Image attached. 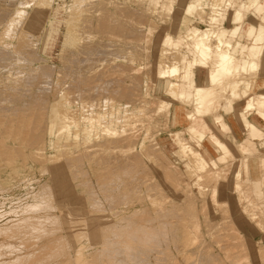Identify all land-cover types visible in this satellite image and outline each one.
Returning a JSON list of instances; mask_svg holds the SVG:
<instances>
[{"label":"bare ground","instance_id":"obj_1","mask_svg":"<svg viewBox=\"0 0 264 264\" xmlns=\"http://www.w3.org/2000/svg\"><path fill=\"white\" fill-rule=\"evenodd\" d=\"M61 1L62 0L59 1V5H60ZM83 1H86V0H83ZM73 3L71 2V4H73ZM139 4L142 7V10H144V13L148 10V12L151 14V16L155 15L159 18V20H161L165 15H167L166 16L167 20H168V21L166 20L167 24H163L162 26H159L158 28H156V30H157L156 32L159 31V34L156 36L155 40L150 39L151 36L154 34L153 30L150 27H148L146 29V32H147L146 33L147 36H145L146 38L138 39L139 43H141V41H142L143 45H146V46H147V44H151L150 42L153 43V46H151V48L153 50V55H152V57L149 58V60H146V57H143L144 60H143V62H141L138 59L135 60V58L133 56H129V58L131 57L130 61H128V62H130L129 63L130 66H128V67H130V69H127L128 71L126 70V67L128 64L125 65L124 69L122 68L123 65L122 66L118 65L119 67L116 66V69L114 70L113 73L117 74L119 72L118 74H120L121 71H123L125 73L133 72L131 74V79L133 80L134 79V77H132L133 75H138V74H141L142 71H146L147 74L145 77L148 78V80H149L148 81L149 85H150L149 88H150V91L152 92V96H153V99L151 101H153V100L156 101V102L154 101V105H153V103H151L153 105V107L150 104L151 101H148V100L145 101L144 100V102L141 103V102H138L137 100L132 101L133 99H131V102H129V100H128V105H126V108H122L121 104H118V107L116 106L117 107L116 108L115 105H113L114 104V100H113V104H112L113 106L111 107L112 111H110L111 112L110 114H112V116L110 117V115L107 113V111L104 110V108L100 105V103L99 104L96 103L94 105L92 103V106L94 107V109L92 110V113L89 114L88 116L85 115V117H81V118H79L80 116L77 115L78 118H77V120H75V117H74L75 114L73 113L74 110L72 111V113L74 114L73 118H71L72 116L69 115V113L71 111V101H72V98L69 95L70 97L63 101L64 103H66V105L65 104L62 105L59 103L56 105H52L51 101H48V100H47L48 103L44 102L46 104V108L44 107L46 110L45 111L46 114H44V112H43V115H41L40 117H43L45 115L44 119H45V123H46V134H47L46 140H43V138L41 137L42 134L38 133L39 132V124L42 126L43 118H41V122L39 120L38 126L36 127L37 129L36 130H35V128L32 129L33 131L35 130L36 132L30 133L29 131H31L32 125H30V130H29V123H31V122L28 120H27L28 122L26 121V119H29V118L27 116H26V119H24L22 117H18L19 121L17 122V120L14 119L15 118L14 115H13V117H14L13 119H14V122L16 121L15 123L12 122L11 117H10V119H7V120H11L10 123L8 121L3 120V118L5 116L2 118V120L0 118V120H1L0 123L4 127L2 125L1 126L4 129L6 128V133H4L5 137L10 138L12 136H17L20 138V136H23L22 140L24 142L21 141L22 144H21V142H19L20 145H23V143L25 144V142H26V146L30 144V147L28 146L29 148H31V145L34 147H37V148H35V149H37L36 155L38 156L40 161L42 160L44 162L47 160V158L44 154V150H45L46 145H48L50 147L57 145L58 148H61L62 146H63V148H64V146L69 148L70 144H73L74 146L75 145L81 146V144L85 145L89 141H91V139H92L91 131H88L89 127L92 129L95 127L94 126L95 124L97 126H100V127H102V125L104 124V126L102 128H103V133L105 135H103L104 137H102V139L105 138V136H106V138L108 140L106 141V143H104V145L102 144V146H101L102 148L104 147V149H107L109 143H111V144L115 143L114 146L117 145L116 143L120 144L121 142H124V141L128 143V144H126L127 146L124 143L125 148L127 147L126 152L128 154L126 153L127 157L126 158L124 157L125 158L124 162L126 161V159H127V162L124 164V172L123 173H125V174L129 173L128 174L129 177H130V175H131V177L133 176L135 179H131V180H133L134 182L135 181L141 182L142 179L145 180V178L146 179H147V177L149 178V174H151V171L153 169L156 170V172L159 174L158 176H160V178L162 176V180L164 183L161 181L162 182L161 186H159L160 185L159 183H158V185L154 184L157 182H153V184H151V183L148 184V182L145 183V184H147V187H148V188L146 187L148 189V194H149V192L153 191L154 193H156L158 195V196L156 195L157 197H155L154 194H152L154 197H152L151 194L148 196V200L153 203L152 205H154V207H156V206L163 207V203H161V201L164 202L165 199L167 201V199H169V197H171L172 199L170 200V202H171L170 208H173L171 210H174V208H175V209H177L178 213L186 214L188 217L187 219L186 218L184 219V217L180 216V217H182L181 219L184 222H182L181 219L179 221H181L183 224L186 222V223H188V225L190 222H192V224L194 225L195 224V223H193V222H195L194 213H196V212H195V208H194L195 199L192 201V197L194 196V197L198 198L197 200H199V197H203L205 195L207 196L206 193H209L208 194L210 196L209 197L210 198L209 203L211 204V208H213L214 210L218 209L220 211L219 208L222 209L225 207L227 210L225 213L234 211L233 214H235V216L239 217V218L236 217V226L238 223V224H240V228H242V229L243 228H249V229L251 228L252 230L258 229V230H260V232L262 231L264 233V226H263L264 225V0H139ZM145 5L148 6L147 9L145 8ZM11 6H13V5H11ZM103 6H104V4H103ZM101 8L98 7V9H97L98 14L94 13L95 17H93L90 20L88 19L89 21L87 23H86L87 16L86 15L82 16L83 13L80 14V13H77L76 11L74 12V8L73 7L71 8V5L67 7V5L64 4L63 6H60V7L58 6L57 9H55V19L53 21V24L51 26L49 34L46 38V42L44 43L43 52L46 55H49V57H51V58L54 57L55 51H56L57 46L60 42L61 49L59 51L58 57H62L61 59L65 60L66 64L64 63L65 64L64 69L68 73V75L70 76V79L74 78V81L75 80L77 82L81 81V76H82V73L84 72L83 69H89L90 70L89 74H91V75L96 74V76H97V73L99 74L101 72V71L98 72V68H100V66L98 67L97 64H100V63H102V61H104V60H100L98 57L101 58L102 55H103L102 57H104V55H105L106 59L107 58L109 59L110 55L114 56V58L112 59L113 63L117 62V60L119 58L121 59V57L124 56V54H123V56H121V53H119L120 55H118L116 53L118 51V49H117V51H114V52L112 50L111 53L113 52V54L109 53V50L112 49L110 47H109V50H104V49H108L109 44H106L105 42L110 39L109 37L111 35H113V36L117 35V33L119 31H121V30L123 31L124 27H121V25L118 22L119 20L112 18L113 16H111V12H109L108 10H105L103 8L101 9ZM104 8H105V6H104ZM120 10H121V8H120ZM130 10H132V9H130ZM20 11L22 12V7H21ZM20 11H19V13H20V15H22V13ZM131 12H133V11H131ZM1 13H2V11H1ZM4 13H6V12H4ZM13 13L14 14L16 13V17L14 15L15 19L20 20L19 13H17L16 10L13 11ZM78 14H80V15H78ZM11 15H8V16L11 17ZM17 15L19 16V18L17 17ZM137 15L139 16V14H137ZM144 16L145 15H143V18H144ZM146 16H148V15H146ZM12 19H13V15H12ZM146 19H147V17H146ZM4 20H0V21H4ZM7 22L8 23L12 22V20L11 21L6 20V23ZM19 22H18L17 26H19ZM21 22H23V21H21ZM136 22H137V20H136ZM8 23H7L6 27L8 26ZM137 23L139 24L140 27H142V29L145 28L143 26V23L141 22V20ZM3 24H5V22ZM85 24H87V25H85ZM147 25H148V23H147ZM10 26H12V24L11 25L9 24V27ZM26 26L27 25H25V27ZM134 27H135V25H134ZM136 29L137 28H135L134 30H136ZM78 32L81 33V36H79ZM93 33L102 34V36L99 38V41L96 45H94L92 42L93 37L95 38ZM84 34H85V39L83 40ZM104 34H105V36H104ZM134 36H136V35H134ZM6 39H7V37L4 40H6ZM8 39L11 40V38H8ZM130 39H132V38H130ZM20 40H22V43L20 45L18 44L17 47L15 45V51L17 53H19L20 55L21 54L24 55V53L29 51V45L30 44L28 45V41L26 39H24V37H23V39H19V41ZM82 40L84 41V43H82L79 47H77L78 42L81 43ZM15 42H17V41H15ZM121 42H122V40H121ZM135 42H136V40H135ZM92 47L97 49L96 52L94 54H86V51H88L89 49L92 50ZM115 47H116V45H115ZM115 47H114V50H115ZM119 48H122V47H119ZM141 48H142V46H141ZM136 50H135V54H136ZM126 53H130V52L127 51ZM83 55H86V56L83 60H81V57ZM139 55H138V57H140ZM17 56H18L17 62L19 63V61H18L19 55H17ZM144 56H145V54H144ZM34 57H36L35 53H34ZM135 57H137V56L135 55ZM124 59H127V56ZM14 60H16V59H13V61ZM9 61H12V60H9ZM112 61L110 60V62H112ZM3 62L5 63V61H3ZM17 62H15V63L17 64ZM124 62H125V60H124ZM136 62H138V63H136ZM131 63L137 64V67L133 68V71L131 70V68L133 67L131 65ZM1 65L3 66L2 63H1ZM9 67L10 68L12 67V63L9 64V62H8V65L5 68L8 69ZM112 67H113V65H112ZM104 68H105V66H104ZM109 69H108V72H109ZM35 70L37 71V69H35ZM106 70H107V67L105 69V74L107 72ZM9 71H11V70H9ZM50 71H53V68H51ZM4 72H5V70H4ZM31 72H32V70H31ZM108 72H107V74H108ZM18 73L19 72L17 71V73H16L17 79L19 76ZM22 73H23V71L21 72V74ZM44 74H43V76L40 74V76L47 79V76L49 75V73H46L45 75ZM52 74H51V76H52ZM103 74H104V72H103ZM111 74H112V72H111ZM121 75H123V74H121ZM8 76H9V73H8ZM38 76L39 75H37V74H34V75L32 74V77L29 78L32 85L35 84L36 82L39 83L40 77H38ZM96 76H95V78H96ZM21 77L23 78V75ZM27 77H28V74H27ZM49 77H48L47 81L45 80V82L42 85V86H44V88H46V86L48 87L46 90H43V92H45V91L48 92V89L51 86V87H53V89L51 91L52 96H53V100H55V98H59V97L62 98L63 93L65 94V92L63 91V89L60 85V80L58 79V80H56V83H54V82H51ZM58 77L56 76V78H58ZM101 77H102V75H101ZM104 77H106V76H104ZM109 77L110 76H108L107 78H109ZM13 78H15L14 75H13L12 79ZM60 78H66L64 73L61 74ZM91 78H90V80H91ZM98 78H99V75H98ZM107 78H105V79L107 80ZM5 79H7V78L5 77ZM12 79H11V81H12ZM119 79L121 80V78H118V80ZM7 80H9V79H7ZM14 80H16V79H14ZM48 80H49V83H48ZM95 80H94V83H95ZM102 80H103V77H102ZM120 80H119V83H121ZM134 80L136 82V80H139V77H138V79L136 78ZM85 81H87V80H85ZM88 81H89V78H88ZM99 81H100V79L98 80V83H99ZM110 82H111V79L109 80V83ZM20 83H21V81H20ZM26 83L31 85V83L28 82V79L25 82V84ZM82 83H83V81H82ZM41 84L42 83H40V85ZM80 84H81V82H80ZM93 85H95V84H93ZM102 85H103V83H102ZM121 85H122V83H121ZM37 86H39V85H37ZM42 86L41 87L39 86V87L41 89H43ZM85 86H86V83H85ZM147 86H148V84H147ZM110 87H112V86H110ZM113 87H115V86L113 85ZM149 88H148V91H149ZM59 89L62 90V92H60ZM95 89H97V88L95 87ZM50 90H51V88H50ZM83 90L89 91L92 89H89V88L84 89L83 88ZM99 90H100V88H99ZM120 90L122 91V89H120ZM93 91H94V89H93ZM103 91H104V89H103ZM103 91H102V93H103ZM121 91H120V93H121ZM124 92L125 91H123V93ZM111 94H112V91H111ZM116 94H117V92H116ZM116 94L114 96H116ZM66 95H67V93H66ZM132 95H133V93H132ZM0 96H1V94H0ZM22 96H23V94H22ZM108 96H110V94ZM4 97H7V94ZM103 97H104L103 94H101V98H103ZM15 98L17 101L18 97H14V99ZM101 98H99V99H101ZM108 100H109V98L106 99V103H108V105L111 106V103L109 104ZM120 100H119V102H120ZM7 101H8V99H7ZM20 101H21V99H20ZM20 101L19 102L17 101V103H20ZM24 101H25V99H24ZM66 101H68V102H66ZM141 101H142V99H141ZM38 102H40V101H38ZM63 102H61V103H63ZM115 103L117 105L116 99H115ZM29 104H28V106H29ZM42 104L43 103H41V105ZM149 104H150V107L153 108L152 117H151V113H148L149 115L146 113V111L148 112ZM24 105H26V104H24ZM38 105H40V104H38ZM103 105L105 106L106 104H103ZM8 106H9V103H8ZM8 106H6V108ZM17 107H16V109H17ZM27 107L25 109H27ZM34 107H35V105L33 102L32 108H34ZM4 108H5V106H4ZM37 108H39V106ZM40 108H42V107H40ZM101 108H103L102 111H101ZM0 110H2L1 107H0ZM11 110L13 112V109H11ZM30 110H32V109H30ZM116 110L117 111L124 110L125 114L127 112V116H125V117L123 116L124 118L122 117L123 118L122 120H119L118 118H117L118 119L117 120L116 116L119 115L120 112H118L117 114L116 113L114 114L113 111L116 112ZM32 111H34V110H32ZM36 113L37 112H35V114ZM76 113H77V111H76ZM12 114L13 113H11V115ZM30 114H31V112H30ZM37 114H42V113H39V111H38ZM107 115L110 117V119H106ZM163 115H165L164 118L166 120L165 121L166 124H163L162 127L165 126V129H163V131L159 132V134L153 140L154 149L153 150L150 149L151 151L150 150L148 151V146H145L143 144V145H141L142 148L140 147V149H141V153H139L140 155H133V153H131L132 154L131 155L129 152L131 151V149L137 148L136 147L137 145L135 143V141H137V140L134 139V135H133V134H135L136 131L135 132L132 131L134 133L131 134V133H129V131L131 130L130 128L135 127V129H136V126L143 125V124H144V126H146L145 125V123H146L145 120H146L147 126L149 128L147 130L148 133L144 134V135H146V137L144 138V141H145V144H147L149 142L151 132H152L153 128L155 127L152 124L154 123L156 118L163 116ZM138 116H143V117H140V118H142L140 120V118H138ZM120 117H121V114H120ZM81 120H83V121H81ZM102 120H104V121H102ZM34 121H35V119H34ZM32 123H33V121H32ZM83 124L87 125L88 128L85 127ZM33 127H35V125ZM102 128H101V130H102ZM40 131H41V129H40ZM96 136H97V133H96ZM15 139H18V138H15ZM10 140H12V139L10 138ZM109 140L112 142H110ZM150 141H151V139H150ZM95 142L97 143V141H95ZM3 143H4V141H3ZM101 143H103V142L100 141V144ZM153 143L151 142V145ZM121 144H123V143H121ZM0 146H1L0 147V159L3 158L2 160L6 161L5 165L7 164L8 166L9 165L12 166V164H14V163L10 157H11V155H14L12 157V158H14L15 153L17 155L21 152V151H19L20 149L18 151L13 150V152H15V153H13L12 149L8 148L13 153L12 154V153H10V151H7L8 149H4L2 144H0ZM97 146L98 147H96V146L95 147L98 149L100 146L99 145H97ZM15 148L16 147L13 146V149H15ZM91 148H92V146H91ZM93 148H94V145H93ZM121 148H122V146H121ZM16 149H18V148H16ZM64 149L66 150V152H65V155H63L64 153L62 154L63 158H65L66 155L69 157V154H70L69 150L66 148H64ZM83 149H85L84 146H83ZM109 149L111 150L110 147H109ZM112 149L115 150L117 148H115V149L112 148ZM118 150H119V148H118ZM59 151H62V150H59ZM30 152L32 153V151H30ZM89 152H90V150H89ZM60 154H61V152H60ZM60 154H59V157H60ZM34 155L32 156V158L34 157ZM91 155H93V154L91 153ZM101 155H103V153H101ZM110 155H111V153H110ZM22 156L25 158L24 152H23ZM22 156L20 155L21 158H23ZM70 156H71V154H70ZM156 156L160 157V159L162 160L161 161L162 163L158 160H155ZM16 157H18V155ZM20 157H18V159H20ZM68 157L66 159L68 160V163H69V162H71L70 160L73 159V156H71V158L69 157L70 159ZM80 157H81L80 160L82 163L87 162V160H88V162H90V165L92 166V168H94L93 167L94 165L92 164V159H89L91 157L86 152L85 153L83 152V155ZM98 157H99V155H98ZM98 157L96 159H98ZM103 157H101L100 159H102ZM4 158H6L7 160H5ZM76 158H78L77 155H76L75 159ZM104 158H106V156ZM94 159H93V162L96 161ZM36 160H38V159H36ZM80 160H79V162H80ZM107 160H108V162H111V161H109V159H107ZM25 161H26V159H25ZM38 161H36V163ZM42 161L39 162V164H41ZM102 161L103 160H101V163L103 164L104 161L103 162ZM119 161H121V159ZM119 161L117 162L118 163L117 165L120 167ZM108 162H106V163H108ZM97 163L98 162L96 161L95 165ZM106 163H104V164H106ZM22 164H23V166H25L24 163H22ZM22 164H20V165H22ZM75 164H77V163H75ZM71 165H72V162H71ZM71 165L70 164H69V166L67 165V169L68 168L70 169ZM90 165H89V167H90ZM108 165H109L108 169L110 171V165H112V163H110ZM114 165L116 167V164H114ZM8 166H7V168H8ZM75 166L77 167V165H75ZM105 166L107 167V165H105ZM71 168H72V166H71ZM76 169H78V167ZM105 169L107 171V168H105ZM118 169H120L118 171H121L122 168L120 167ZM155 170H153V171H155ZM79 171H80V169H79ZM112 171H110L109 173H106L107 175L109 174L110 176H112L110 179H109V175L107 176L105 174L106 176H101V174L99 175V173H98V180L101 184L103 183V185H102L103 190H106V191L117 190L120 193L119 190L123 189L124 191L126 190L129 192L130 188H127L128 185L126 186V184H124V182L126 180L122 179L124 177H122V178L120 176L115 177V176H117L118 172H116V174H115L114 170H112ZM103 174H104V171H103ZM114 174H115V176L113 177ZM75 175H76V173H75ZM70 176H71V174H70ZM72 177L74 178L75 176L73 175ZM106 177H108V178H106ZM151 179H150V181H153V179L152 180ZM122 181H124V182H122ZM88 183H90V182L88 181ZM113 183H114V185H113ZM135 184H136V182H135ZM137 184H136V186H137L136 189H139V191L141 190V192H142V189ZM140 184L141 185L143 184V187L146 186L144 183H140ZM182 184L186 185V188H184V189L187 190V187L189 189H191L190 192H192L193 195L190 193L189 194L192 195V197L187 196V197L183 198L182 197L183 193H182V196L178 195V193L180 191H182V190L179 191V188L182 187ZM79 185L81 186V184H79ZM79 185L77 184V186H79ZM88 185L90 187L91 184H88ZM129 185H131V184L129 183ZM81 187H83V186H81ZM100 187H101V185H100ZM129 187H131V186H129ZM92 188L90 187L89 188L90 190L89 189L88 190L91 191ZM182 189H183V187H182ZM184 189H183V192H184ZM132 190H135V189H132ZM106 191L104 192V194L106 193ZM118 192H115L112 195L107 194V193H106L107 195L105 194L107 196L106 198L109 197V199L112 200V203L109 201V203H111L112 205L118 204V201L121 198V196L119 195ZM121 192H123V191H121ZM137 192H138V190H137ZM187 192H189V191H187ZM91 194H93V193H91ZM100 194H102V195H100L101 197L105 196L103 194V192H101ZM121 194H123V193H121ZM134 194L135 193H133V194H131V193L125 194L124 193L123 198L126 201V198H128V197H130V198H132L133 196L136 197V195H134ZM150 196H151V198H150ZM48 197H51V196L48 195ZM87 197L89 198V196H87ZM95 197H97L98 201L97 200L96 201L99 204L100 201H99L98 196H95ZM142 197H144V196H142ZM106 198H104V199H106ZM36 199L37 198H35V200ZM44 199H45V197H44ZM44 199H43V201H44ZM50 199H53V198L51 197ZM140 199H141V197H140ZM39 200H40V198H39ZM89 200H91V199H89ZM121 200L123 201L122 198H121ZM181 200H182V202H180ZM46 201L47 200H45V202ZM131 201H133V200H131ZM141 201L143 202L144 200L141 199ZM47 202L50 203V201H47ZM52 202L53 201H51V203ZM97 202H95L96 207L98 205ZM201 202H202V200H201ZM49 203H47V204L49 205ZM93 203H94V199H93ZM158 203H161V204H158ZM39 204L33 203V205H30V203H29L30 206H28V204H27L26 210L30 211L32 209L38 208V210L41 211V208H39L40 207ZM95 204H94V206H95ZM50 205L52 207V204H50ZM165 205H167V204H165ZM195 205H197V204H195ZM105 206H107L106 203H105L104 207ZM90 207L91 206H89V208ZM123 207H124V205H123ZM206 208H207V206H206ZM16 209H18V208H16ZM44 209L42 211H46L47 208L45 210ZM93 209L95 210V207ZM93 209H90V210H93ZM109 209H110V207H109ZM158 209H162V208L158 207ZM104 210H106V209H104ZM33 211H35V210H33ZM50 211H52V210H50ZM87 212H89L91 214V212H94V211H88L87 210ZM118 212H120V210H118ZM142 212L144 214V213L148 212V210L147 209L143 210V208H142ZM24 213L28 214V212L27 213L24 212ZM135 213H136V211H135ZM19 214H20V212H19ZM31 214H32V212H31ZM45 214H47V213H45ZM96 214H97V212H96ZM100 214H102V213H100ZM115 214H117V212H115ZM167 214H166V217H167ZM91 215H93V214H91ZM159 215H161V214L159 213ZM224 215H227V214H224ZM44 216H46V215H44ZM44 216H42L41 218H43ZM134 216H135V214L133 215V217ZM140 216L142 217L141 221H143L146 224L148 221H150V222L152 221V219L149 218L152 215L149 216V215L145 214L142 216V214H141ZM37 217H39V216H37ZM55 217L54 218H50V217L48 218L47 217V218H48V220H52V219H55ZM162 217H164V216H162ZM228 217L230 218L232 216L228 215ZM29 218L30 217H28V218L26 217L25 218L26 220L24 218L22 221L20 220L22 223L20 222L18 224L20 226V227L18 226V228L16 227L17 226L16 223H15L16 225L13 223L14 226H11V227H6V226H4L2 228L0 227V234L1 233H3V234L9 233L11 231H14V229L20 228V231H19L20 233L24 231L26 234V232L29 233L31 231V233H29L30 234L29 239H30V236H35L36 239L39 238L38 239L39 241L42 240L41 237L44 236L42 234L44 230L41 231L43 229V227H42L43 225L40 222H38L37 218H33V221H34V219L36 221L35 223H33V221H30ZM44 218H43V220H44ZM47 218H46V220H47ZM116 218H113V219H116ZM122 218H123L122 220L124 221L123 216H122ZM129 218H130V220L127 217V220H129V221H127L125 219V221L127 223H122L123 225L125 224L124 227H122L123 225H121V224H120L121 227L119 225L114 226L113 224H110V225H112V228L111 227L107 228L110 226L108 224V225H105L106 227L104 226L105 229L104 228L101 229V230H104L105 232L113 230L114 234H111L112 235L111 238L113 239V237L115 236V238H121L120 240H123V242L121 241L122 244L121 243L116 244V242L112 243L110 241L112 239L109 240V237L107 239L109 241H105L106 243H108L106 245L107 247H105V248H107V249L110 248L111 250L109 249V251L113 254H118V253L123 254L124 253V256L128 253L131 254V253L136 252L134 250L135 247L133 248L132 244L138 242L142 245H148V244L152 243L153 241L155 242L158 239V236H159L158 231L159 230L157 228H151L150 226H148L149 224L146 226V224H144V223H143L144 225L143 224L139 225V223H136V222L139 221L140 219L138 220V218H137V220H134L136 217L135 218L129 217ZM145 218H146V221H144ZM152 218H154V217H152ZM15 219L13 218L11 220H15ZM38 219H40V218H38ZM176 219H177V217H176ZM178 219H179V216H178ZM257 219H259V222L262 224V226L259 222H257ZM8 220L10 222V219H8ZM98 220H101V218ZM122 220L120 219V221L119 220L118 221L123 222ZM159 220L160 219H158V218L156 219V221H159ZM164 220H161V221L164 222ZM174 220H175V218H174ZM189 220H190V222H189ZM226 220H227V218H226ZM47 221H45V222H47ZM57 221H59V220H57ZM102 221H103V219H102ZM104 221L106 222L107 220H104ZM239 221H241V222L239 223ZM5 222L7 223V221H5ZM41 222L45 223L43 221H41ZM54 222L55 221L53 220V222H50V223L53 224ZM75 223L76 222H74V224ZM157 223L158 222H156L155 224H157ZM174 223L171 224L170 226H173ZM182 223H181V225H182ZM226 223H227V221H226ZM228 223H230V220L228 221ZM164 224H166V222ZM222 224H224V223H222ZM158 225H160V224L158 223ZM232 225L234 226L233 223H232ZM232 225H231V227H232ZM8 226H10V225H8ZM28 226L30 227V229H26V228H29ZM44 226H45V224H44ZM59 226H61V225L58 224V227L56 225L58 230H59ZM189 226H191V225H189ZM100 227H102V226H100ZM186 227H187V225H186ZM186 227L178 226V228L176 227V229H175V225H174V229H175L174 231L176 232L175 234L177 235L176 236L177 241H179L180 245H181L180 246L181 248H179V249L183 250V254L187 255V256H185L186 259H189V256L191 254L188 255L186 249H189L190 245L192 246L193 242H191L192 238L190 235V232H192V231L189 232ZM171 229H169L170 233H171ZM193 229H195V228L193 227ZM46 230L47 231H45V232H48L49 229H46ZM54 230H55V228H54ZM160 230H161V228H160ZM237 230H239L238 227H237ZM33 231L34 232L37 231L38 233H40V234L37 233L40 236L34 235ZM104 231H102L100 233H103ZM16 232H18V230H16ZM19 232H18V234L20 235ZM97 232H95V233H97ZM50 233H51V231H50ZM52 233H54V232H52ZM52 233L50 236L53 235ZM55 233H57V231ZM107 233L109 236V232H107ZM110 233H111V231H110ZM166 233L168 234L169 232H166ZM3 234L0 236L2 237ZM103 234L105 235V233H103ZM175 234H174V236H175ZM5 235L3 237H5ZM7 235H6V237H7ZM172 236H173V234H172ZM23 237L25 239H28L24 235H23ZM166 237H167V235H166ZM24 238H22V239H24ZM56 238H58V237H56ZM93 238H96V237H93ZM97 238H98V236H97ZM99 238L101 239V237H99ZM162 238L163 237H161V239ZM10 239H11V237H10ZM19 239L21 240V237ZM46 239H47V237H46ZM63 239H64V236H63ZM63 239H62V241H59V239H58L56 244L52 243L53 245H55L53 250L50 249L52 247V245L50 247V245L47 243L49 245L47 247H50L48 249V251H47V248H43V249H40V248L37 249L36 248V250L34 251V249H32V248L37 247V244L39 242L37 243V241L27 240L25 242L26 248L29 247V249L31 251L33 250V252L26 253V254L24 253V255H22V254L18 255V256L16 255V257L14 256L15 258L9 259L8 261H1L0 264H11V263L14 264L15 263L14 261H16L15 264H40V263L42 264L41 261H43V263H45L44 262L45 256H44V258H41V257H43L41 255H42V252H44V251L45 252L47 251V253H45L47 257H48V255H49V257L51 255V257L49 258L50 260H52V261H53V259L54 260L55 259L60 260L59 257L65 256L66 255L65 252L68 251V250H66V246L64 244L66 241L64 242ZM34 240H35V238H34ZM54 240H56V239L54 238ZM7 241H9V238ZM16 241H17V238H16ZM48 241H50V244H51L52 240H48ZM45 242H47V241H45ZM53 242H55V241H53ZM18 243H21V242H18ZM22 243H24V242H22ZM44 243H42V244H44ZM260 243L262 244L261 246L264 247V235L263 234L260 237L259 244ZM6 244L8 245L9 243H6ZM102 244H103V242H102ZM135 245L137 246V244H135ZM188 246H189V248H188ZM0 247H2V246H0ZM41 247H46V245L45 246L42 245ZM10 248L12 249V247H10ZM3 249H5V247ZM11 249L8 248L7 250H11ZM21 249H23V248H21ZM24 251H26V250L24 249ZM39 251H42L41 255H39L40 254ZM27 252H28V250H27ZM37 252H38L39 257L41 256L40 257L41 259L37 258L38 257ZM102 252L104 253V250ZM168 252H170V251H168ZM17 253H19V252H17ZM100 253H101V251H100ZM8 254L9 253H7V254L5 253V255H8ZM262 255H263V253H262ZM2 256H3V254H2ZM83 256H84V254H83ZM113 256H112V258H113ZM121 256H123V255H121ZM130 256H134V255H130ZM9 257H11V256H9ZM69 257H70V255H69ZM86 257H84V258L86 259ZM102 257H103V255H102ZM116 258H117V256H116ZM125 258L127 259V257H125ZM49 259H47V260H49ZM85 259H83V260L86 261L87 259L86 260ZM97 259H99V258H97ZM102 259H105V258H102ZM122 259H120V260L122 261ZM47 260H46V262H47ZM80 260H82V256L78 261H80ZM64 261H65V259H64ZM91 261H92V259H91ZM129 261H131V260H129ZM50 262L45 263V264H50ZM68 262H69V264H72L71 259H69L67 261V263ZM86 262H87V264H91L90 260L86 261ZM96 262L97 261H95L94 264ZM169 262H170V260H169ZM73 263H75V262L73 261ZM139 263H141V262H139ZM142 263H144V262H142ZM58 264H63V263H58ZM104 264H105V262H104ZM118 264H119V262H118ZM259 264H263V263H259Z\"/></svg>","mask_w":264,"mask_h":264},{"label":"rangeland","instance_id":"obj_2","mask_svg":"<svg viewBox=\"0 0 264 264\" xmlns=\"http://www.w3.org/2000/svg\"><path fill=\"white\" fill-rule=\"evenodd\" d=\"M59 1L60 0H23V1L22 0H0V9H1L0 10V15H1L0 16V20H4L7 17L4 21H0V23H1L0 24V58H1L0 59V94H1V96H0V105L1 106L0 107L2 109V110H0L1 111L0 112V118L2 120V118L5 116L3 118V120L4 121H8L10 123L11 120H12V122H14V119H16L17 122H18L19 121L18 117H22V118L26 119V116H27L29 119H26V121L28 120V121L31 122V123H29V130H30V125H32L31 126V131H29L30 133L31 132H34V133L36 132L35 130L37 129L36 127L38 126L39 120L41 122V118H43L42 126L39 124V132H38L39 134H42L41 137L43 138V140H46V138H47V136H46L47 135L46 134V123H45V119H44L45 115L43 117H40V116L43 115V112H44V114H46L45 113V111H46L45 110V108H46V104L45 103L46 102L48 103V101H51V104L52 105H56L58 103L59 104H62V105H64V104L66 105V103H64L63 101L65 99H68L71 96V98H72V101H71V111H70L69 115L72 116L71 118H73V115L75 114L76 115V116L74 115L75 120H77L78 116H80L79 118H81V117H85V115L88 116L89 114H91L92 113V110L94 109V107L92 106V103H93V105L96 104V103H98V104L100 103V105L104 108L105 111H107V113L111 117L112 114H110L111 113L110 111H112L111 107L113 105H115V107L116 106L118 107V104H121V107L122 108H126V105H128V100H129V102H131V99H133L132 101H134V100L136 101L137 100L138 102H141V103H143L144 100L145 101L146 100L151 101L153 99V96H152V92L150 91V88H149V86H150L149 85V82H148L149 80H148V78L145 77L146 74H147V72L146 71H142L141 74L133 75L132 77H134V79H136V78L138 79V77H139V80H136V82H135L134 79L132 80L131 79V74L133 72H131V73L130 72H127L128 71L127 69H130V67H128V66H130V64H129L130 62H128V61H130V58L131 57L129 58V56H133L135 58V60L138 59L141 62H143V60H144L143 57H146V60H149V58L152 57V55H153V50L151 48V46H153V43L150 42L151 44H147V46H146V45H143L142 41H141V43H139L138 39H144V38H146L145 37V36H147L146 29L148 27H150L153 30V32H154V34L151 36L150 39H154L155 40L156 36L159 34V31L156 32L157 31L156 28H158L159 26H162L163 24H167V21H168L167 20V17H166L167 15H165L161 20H159V18L157 16H155V15H152L151 16V14L148 12V10L144 13V10H142V7L139 4V0H86V1H83V0H81V1L80 0H73V1L72 0H62L61 3H60V5H59ZM71 2L72 3L74 2V3L71 4ZM64 4H66L67 7L71 5V8L72 7L74 8V12L76 11L77 13H80V14L83 13L82 16L86 15L87 16L86 23L90 19H92L93 17H95V14H98L97 13L98 12V10H97L98 7L99 8L102 7L103 9L108 10L109 12H111V16H113L112 18H114L116 20H119L118 22L121 25V27H124L123 28V31L121 30V31H119L117 33V35H114V36L111 35L109 37L110 39L105 42L106 44H109L108 49H104V50H109V47L112 48V49L109 50V53L110 54H113V52L114 51H117V49H118V51L116 53L118 55H120L119 53H121V56H123V54H124V56L123 57L120 56L121 59L119 58L117 60V62H114V63L112 61V59L114 58V56H112V55H110L109 59L108 58L106 59V56L105 55H104V57H102L103 56L102 55L101 58L98 57L100 60H104V61L106 60L105 62L102 61V63L97 64L98 67L100 66V68H98V72L101 71L100 72L101 74L100 73L99 74L97 73V76H96V74L91 75V74H89V71H90L89 69H83L84 72L82 73L81 81H79L77 79L79 82H77L76 80L74 81V78L73 79H70V76L68 75V73L64 69L65 68V64H66L65 60L61 59L62 57H58L59 51L61 49L60 42H59V44L57 46V49L55 51L54 57L51 58V57H49V55H46L43 52L44 43L46 42V38H47V36L49 34V31H50L51 26L53 24V21L55 19V9H57L58 6L59 7L60 6H63ZM103 4H104L105 8H104ZM11 5H13V6H11ZM21 7H22V12L20 11L21 10ZM120 8H121V10H120ZM145 8L147 9L148 6L145 5ZM130 9H132V10H130ZM15 10H16L17 13H19V11L22 13V15H20V13H19L20 20L19 19L18 20L15 19L16 13L15 14L13 13V11H15ZM1 11H2V13H1ZM131 11H133L134 13L131 12ZM4 12H6V13H4ZM11 14L13 15V19H12V15ZM80 14H78V15H80ZM137 14H139V16ZM8 15H11V17H9ZM14 15H15V17H14ZM143 15H145L144 18H143ZM146 15H148V16H146ZM17 17L19 18L18 15H17ZM146 17H147V19H146ZM8 19L10 21L12 20V22H9V23L7 22L8 23V26L6 27V25H7L6 20L9 21ZM135 19L137 20V22H139L141 20V22L143 23V26L145 28L142 29V27L139 26V24L136 22ZM21 21H23V22H21ZM4 22H5V24H3ZM18 22H19V26H17ZM147 23H148V25H147ZM9 24L10 25L12 24V26L9 27ZM25 25H27V26L25 27ZM85 25H87V24H85ZM134 25H135V27H134ZM135 28H137V29L134 30ZM78 34H79V36H81V33L78 32ZM93 34H94V36H95L96 39L93 37L94 40L92 39V42H93L94 45H96L98 43V41H99V38L102 36V34H97V33H93ZM134 35H136V36H134ZM5 36L7 37L6 40H4L6 38ZM104 36H105V34H104ZM23 37H24V39H26L28 41V45L30 44L29 45V51L30 52L27 51L26 53H24V55L23 54L20 55L19 53H17L15 51V45H16V47H17L18 44L20 45L22 43V40L19 41V39H23ZM8 38H11V40L8 39ZM130 38H132V39H130ZM84 39H85V34H84L83 40ZM83 40L81 41V43L78 42L77 47H79L82 43H84ZM121 40H122V42H121ZM135 40H136V42H135ZM15 41H17V42H15ZM115 45H116V47H115ZM117 45L118 46L120 45L119 47H122V48H119ZM141 46H142V48H141ZM114 47H115V50H114ZM30 49L31 50L33 49V50L31 51ZM96 50H97L96 48H93L92 47V50L89 49L88 51H86V54H94L96 52ZM112 50H113V52L111 53ZM135 50H136V54H135ZM127 51H129L130 53H126ZM34 53H35V56L36 57H34ZM137 54L138 55L140 54L139 55L140 57H138ZM144 54H145V56H144ZM17 55H19V59H18L19 63L17 62V58H18ZM125 55L127 56V59H124V58H126ZM135 55L138 58L135 57ZM83 56L81 57V60H83L86 55H83ZM13 59H16V60L13 61ZM9 60H12V61H9ZM110 60L112 62H110ZM124 60H125V62H124ZM3 61H5V63ZM8 62H9V64L12 63V67L11 68L9 67L7 69L5 67L8 65ZM15 62H17V64ZM1 63L3 64V66L1 65ZM136 63H138V62H136ZM112 65H113V67H112ZM118 65L119 66L120 65L121 66L123 65L122 66L123 69L125 68V65H127V67H126V70H127L126 72L127 73L121 71L120 74H118L119 72L117 74H114L113 72L116 69V66H118ZM131 65L133 66L131 68V70L133 71V68H136L137 67V64L131 63ZM104 66H105V68H104ZM106 67H107V70H106L107 72H108V69L109 68L111 69V70L109 69V72L110 73L108 72V74H107V72L105 74ZM51 68H53V71H50ZM35 69H37V71ZM4 70H5V72H4ZM9 70H11V71H9ZM16 70L19 72L18 73V75H19L18 76V79H17V74H16L17 71ZM31 70H32V72H31ZM22 71H23V73L21 74ZM45 72L46 73H49V75L48 76L46 75V76H47V79L50 76L49 79L51 80V82L56 83V80H58V79L60 80V85H61L63 91L65 92V94L63 93V97L62 98L59 97V98H55V100H53V96H52V93H51L53 87H51L50 85L49 86H50L51 90L49 88L48 89V92L47 91L43 92V90H46L48 88L47 86H46V88H44V86H42L43 83L45 82V80L47 81L46 78H43L42 77ZM103 72H104V74H103ZM111 72H112L113 75L111 74ZM8 73H9V76H8ZM63 73H64V75H65L66 78H60L61 77V74H63ZM27 74H28V77H27ZM32 74L33 75L34 74L39 75L38 76V77H40L39 83L36 82L35 84L32 85V83L29 80V78L32 77ZM40 74L42 76H40ZM51 74H52V76H51ZM121 74H123V75H121ZM13 75L15 76V78L12 79ZM22 75H23V78L21 77ZM98 75H99V78H98ZM101 75H102L104 81L102 80ZM56 76L57 77L59 76V77L56 78ZM95 76H96L97 79L95 78ZM104 76H106V77H104ZM108 76H110V77L107 78ZM5 77L7 79H9V80L5 79ZM26 78L28 79V82L31 83V85H29L28 83L25 84V82L27 81ZM88 78H89V81H88ZM90 78H91V80H90ZM105 78H107V80ZM118 78H121V80L120 79L119 80L122 83V85H121V83H119ZM11 79H12V81H11ZM14 79H16V80H14ZM99 79H100V81L98 83V80ZM110 79H111V82L109 83V80ZM85 80H87L88 82L85 81ZM94 80H95V83H94ZM20 81H21V83H20ZM82 81H83V83H82ZM80 82H81V84H80ZM40 83H42V84L40 85ZM48 83H49V80H48ZM85 83H86V86H85ZM102 83H103V85H102ZM146 83L148 84V86H147ZM36 84L39 85L40 87L42 86L43 89H41ZM93 84H95V85H93ZM113 85L115 87H113ZM110 86H112V87H110ZM95 87L97 89H95ZM117 87L118 88L120 87V88L118 89ZM83 88L84 89L89 88V89H92V90L84 91ZM99 88H100V90H99ZM148 88H149V91H148ZM93 89H94V91H93ZM103 89H104V91H103ZM120 89H122V91ZM102 91H103V93H102ZM111 91H112V94H111ZM120 91H121V93H120ZM123 91H125V92L123 93ZM60 92H62V90H60ZM116 92H117V94H116ZM66 93H67V95H66ZM132 93H133V95H132ZM6 94H7V97H4V96H6ZM22 94H23V96H22ZM101 94H103V96H104L103 98H101ZM109 94H110V96H108ZM115 94H116V96H114ZM14 97H18L17 98V101L18 102L21 99L20 103H17L16 98L14 99ZM106 97L109 98L108 102H109V104L111 103V106H109L108 103H106V99H107ZM99 98H101V99H99ZM7 99H8V101H7ZM24 99H25V101H24ZM115 99L117 101V105L115 103ZM141 99H142V101H141ZM113 100H114V104H113ZM119 100H120V102H119ZM38 101H40V102H38ZM154 101L155 100L151 101L150 104L153 103V105H154ZM33 102H34V105H35L34 108H32ZM61 102H63V103H61ZM66 102H68V101H66ZM8 103H9V106H8ZM23 103L26 104V105H24ZM37 103L40 104V105H38ZM41 103H43V104L41 105ZM28 104H29V106H28ZM103 104H106L105 105L106 107ZM150 104H149L148 112L146 111V113L147 114L148 113H151V117H152V115H153V113H152V111H153V108H152L153 105L151 104L152 107H150ZM4 106H5V108H4ZM6 106H8L7 108L9 110L6 108ZM38 106H39V108H37ZM16 107H17V109H16ZM26 107H27V109H25ZM40 107H42V108H40ZM103 108H101V111H102ZM11 109H13V112H12ZM30 109L34 110L37 113L39 111V113H42V114H37L36 113L37 114L36 115L35 112L32 111V110H30ZM28 110L31 112V114H30V112ZM72 111H73L74 114L72 113ZM76 111H77V113H76ZM118 112H120L121 117H120V114H119V115L116 116V119L118 118L119 120H122L125 116H127V112L125 114L124 110H121V111H117L116 110V112L113 111L114 114L115 113L117 114ZM11 113H13V114L11 115ZM13 115L15 116V118L13 117ZM164 116L165 115L156 118V120L152 124L155 127L153 128V130L151 132V135H150L151 141L149 139V142L147 144H145V141H144V138L146 137V135H144V134H147L148 133L147 130L149 128L147 126V121L146 120H145V122H146L145 125L146 126H144V124H143V125L136 126V129H135V127L130 128L131 130L129 131V133L133 134L136 131L135 134H133V135H134V139L137 140V141H135V143L137 145L136 146L137 148L131 149V151L129 152L130 154L133 153V155H140L139 154V153H141L140 147L143 144L145 146H148V151L150 149L151 150L154 149L153 140L156 138V136L159 134V132H161V131H163V129H165V126L162 127L163 124H166V122H165L166 120H165ZM10 117L12 119L11 120H7V119H10ZM110 117L107 115V118L106 119H110ZM140 117H143V116H138V118H140ZM34 119H35V121H34ZM141 119L142 118H140V120ZM1 120H0V122H1ZM32 121H33V123H32ZM81 121H83V120H81ZM102 121H104V120H102ZM33 124L35 125V127H33L34 126ZM1 125L2 124L0 123V140H1L0 141L1 143L0 144H2V146H3L4 149H8V148L12 149V152H13V150H17L18 151L20 149L19 151H21V152L19 154L22 156V154L24 152L25 158L23 156H22L23 158H21L20 155L17 154L18 157H20V159H18V157H16L17 156L16 153L13 152V153H15V157L12 158L14 155H11V157H10L11 160L13 161V163H14V164H12V166H10V165L8 166L7 164L5 165V162L6 161L2 160L3 158L0 159V165H1L0 166L1 167L0 168V227L1 228L4 227V226L11 227V226H14L13 223L14 224L16 223L17 224L16 227L18 228V226H19L18 224L23 220V218L25 219L26 217L27 218L30 217L29 218L30 221H33V218H37L38 222H40L43 225L42 226L43 229L42 230L40 229V230L41 231L44 230L43 233H42L44 236L41 237L42 240H40V241L38 240L39 238L36 239L35 236H30V239H29V235H30L29 233H31V231L29 233L26 232V234H25L24 231L20 233L19 232L20 231V228L19 229H14L13 228L14 231H11L9 233H4V234L1 233L0 235L3 234V236L5 234L6 235L8 234V235H7V237H6V235H5V237H3V236L1 237L0 236V243H1L0 246H2V247H0V249H1L0 250V262L1 261H8L9 259L15 258L16 255L17 256L18 255H21V254L24 255V253L26 254V253L33 252V250L31 251L29 249V247L26 248L25 242L27 240L37 241V243L39 242L37 244V247L32 248V249H34V251L36 250V248L37 249L38 248H40V249L47 248V251H48V249L51 247V245H52V247L50 249L53 250L54 247H55V245H53V244L54 243L56 244V242L58 241V239H59V241H62L63 236H64V239L63 240H64V242L65 241L66 242L65 243L63 242V243L66 246V250H68V251L65 252L66 255L63 256V257H59L60 260H57V259L54 260L53 259V261H52V260L49 259L51 257V255H50V257H49L48 254H47L48 257L46 256L45 253H47V251L46 252L45 251L44 252L39 251L40 252L39 255H41V252H42V255L41 256H43V257L40 256L41 258H44V256H45V258H44L45 259L44 260L45 263H49L51 261L50 264H58V263L69 264V262L67 263V261L69 259H71L72 264H87L86 261H89V260H90V263L91 264H94L95 261H97L96 262L97 264H104V262H105V264H113V263L114 264L115 263L118 264V262H119V264H133V263L134 264L135 263L136 264H160V263L161 264H206V263L207 264H209V263L210 264H259V263H263L264 264V247L261 246L262 245L261 243L259 244L260 237H261L262 234L264 235V233L262 231L260 232V230H258V229L257 230H252L251 228L250 229L249 228H243L242 229V228H240V224H238V223H237V226H236V217H238V216H235V214H233L234 213L233 210H232L233 212L225 213L227 211L225 207L222 208L223 210L221 208H219L220 211L218 209H217L218 210L217 211V210H214L213 208H211V204L209 203V200H210V198H209L210 196L208 195L209 193H206L207 196L205 195L203 197H199V200H197L198 198H196L194 196L192 197L193 194H192V192H190L191 189H189L188 187H187V190L184 189V188H186V185L182 184V187L184 189V192L186 191L185 193L187 195L183 192L182 187L179 188V191L180 190H182V191H180V192L178 191L179 192L178 195H181L182 196V193H183V196H182L183 198L184 197H187V196H189V197L191 196L192 197V201L195 199L194 208H195V212L196 213H194V215H195L194 216L195 217V222H193L195 224L193 225L192 222H190V220H189V222H190L189 225H191L192 227L189 226L188 223H186V222L184 224L182 223V222H184L181 219L182 217H184V219L185 218L186 219L188 218L186 214H180V213H178L177 212V209H175V208H174V210H171V209H173V208H170V204H171L170 200L172 199L171 197H169V199H167L168 202L166 201V199L164 200V202L161 201V203H163V207H161V206L154 207V205H152L153 203L148 200V196L150 194L151 195L154 194L155 197H157L158 195L156 193H154L153 191L152 192H149V194H148V189H147L148 187H147V184H145V183L148 182V184L149 183L153 184V182H157V183H154V184L155 185H158V183H159L160 184L159 186H161L162 185V182H163L162 176L160 178V176H158L159 174L156 172V170L153 169L155 171H153V170L151 171V174H149V178L147 177V179L145 178V180L142 179L141 182L135 181L136 184L138 183L137 185L140 186V188L142 189V192H141V190L139 191V189H136L137 186H136L135 182L133 180H131V179H135V178L133 176L131 177V175L129 177V175H128L129 173L128 172H127L128 174L123 173L124 172V164L127 162V159H126L125 162H124V160H125V158L127 157V154H128L126 152L127 151V147L125 148V145L128 144V143L124 141V142H121L123 144L120 143L121 144L120 145L119 143H116L117 145H115V146H114L115 143H113V144L109 143V145L110 144L111 145L110 146L108 145V148H107L108 150L107 149H104V147L102 148L101 147L102 144L104 145V143H106V141L108 140L106 138V136H105V138L102 139V137H104L103 135H105L103 133V128H102L104 126V124L102 125V127L97 126L96 124L94 125L95 127L92 128V129L89 127L88 131H91L92 139H91V141L88 142L89 144L88 143L85 144V145L81 144V146L83 145L85 149H83V146L82 147L80 145L79 146L78 145H75L74 146L73 144H70V147L69 148L64 146V148H66V149L69 150L71 156H73V159L74 160L73 159L70 160L72 162V165H71V162L68 163V160L66 159L68 157L67 155L65 156V158H63V155H65L66 150L63 148V146L61 148H58L57 145L56 146L54 145L53 147H50L48 145L45 146L44 154H45L47 160L44 161V162L41 160L42 163L39 164V162H41V161L39 160L38 156L36 155L37 149H35V148H37V147H34V146L31 145V148L33 147L31 149V148H29L30 147V144L29 143H28L29 145L26 146V142H25V144L23 143V145H20L19 142H21V141L24 142L22 140V137L23 136H20V138L17 137V136H12V137H10L12 140H10V138H8V137H5L4 133H6V128L4 129L3 128L4 126L2 125L3 126L2 127ZM84 126L88 128L87 125H84ZM34 128H35V130L33 131L32 129H34ZM101 128H102V130H101ZM40 129H41V131H40ZM132 131H134V132H132ZM96 133H97V136H96ZM15 138H18V139H15ZM3 141H4V143H3ZM95 141H97V143ZM100 141H102L103 143L100 144ZM22 142H21V144H22ZM110 142H112V141H110ZM151 142L153 143L152 145H151ZM124 143H125V145H124ZM93 145H94V148H93ZM97 145L100 146L98 149L96 148V147H98ZM13 146L16 147V148H18V149H16V148L13 149ZM91 146H92L93 149L91 148ZM121 146H122V148H121ZM109 147L111 148L112 151L109 149ZM112 148H114V149L117 148V149L113 150ZM118 148H119V150H118ZM59 150H62V151H59ZM89 150H90V152H89ZM7 151H10V150L8 149ZM30 151H32V153ZM12 152L10 151V153H12ZM60 152H61V154H60ZM83 152L84 153L86 152L91 157L89 159H92V164L94 165L93 167L95 169L92 168V166L90 165V162H88V160H87V162H84V163L81 162V160H80L81 157L80 156L83 155ZM91 153L93 155H91ZM101 153H103V155H101ZM110 153H111V155H110ZM59 154H60V157H59ZM70 154H69V157L71 158ZM33 155H34V157L32 158ZM76 155L78 156V158L75 159ZM98 155H99V157H98ZM100 156L101 157H103V156L105 157L106 156V158L103 157L102 159H100L101 158ZM97 157H98V159H96ZM119 158L121 159L122 162L119 161L120 160ZM155 158H154L155 160H158L160 162L162 161L159 156H156ZM4 159L7 160L6 158H4ZM25 159H26L27 162L25 161ZM36 159H38L39 161L36 160ZM93 159L98 162L96 165H95L96 161H94L95 162L94 163L93 162ZM107 159H109V161H111V162H108ZM79 160H80V162L82 164L79 162ZM101 160L104 161V162L102 161L103 164L101 163ZM36 161H38V162L36 163ZM105 161L108 162V163H106ZM118 161H119L120 167L123 169V170L121 169V171H118V170H120V169H118L120 167L117 165L118 164L117 163ZM22 163H24L25 166H23ZM75 163H77V164H75ZM104 163H106V164H104ZM110 163H112V165H110V171L114 170V173L115 174H116V172H118L117 173V176H115V174H114L113 177L114 176L115 177H119L120 176L121 178L124 177L122 179L123 180H126V181L125 182L122 181V182H124V184H126V186L128 185L127 188H130L129 189V192L126 191V190L124 191L123 189L122 190L121 189L119 190L120 193L117 190H114V191L113 190H110V191L103 190V186H102L103 183L101 184L99 182V180H98V173H99V175L101 174V176H106L107 175L106 173H109L110 172L109 169H108L109 168L108 167L109 166L108 164H110ZM113 163L116 164V167L117 168L115 167V165ZM20 164H22V165H20ZM69 164L72 166V168L70 166V169L69 168L67 169V165L69 166ZM75 165H77L78 169H76L77 167ZM89 165H90V167H89ZM105 165H107V167ZM7 166H8V168H7ZM105 168H107V171H106ZM79 169H80V171H79ZM102 170L104 171V174H103V171ZM75 173H76L77 176L75 175ZM70 174H71V176H70ZM73 175L75 176L74 178L72 177ZM111 177L112 176L109 175V179ZM150 177L151 178L153 177L152 178L153 181H150V179H151ZM106 178H108V177H106ZM88 181L90 183H88ZM86 182L88 184H91L92 186L90 185V187L91 188L93 187L94 189L92 188L91 191H89L90 190L89 189L90 187H89V185ZM128 182L131 185H129ZM140 183H144L146 186L143 187V184L141 185ZM77 184L78 185L81 184V186H83V187H81L80 185L77 186ZM100 185H101V187H100ZM113 185H114V183H113ZM129 186H131L132 188L129 187ZM132 189H135V190H132ZM137 190H138V192H137ZM105 191H106L107 194H111V195L114 194L115 192H118L124 202L120 198L119 201H118V204L112 205L111 204L112 203V200L109 199V197L106 198L107 197L106 196L107 194L106 193H105L106 195L104 194ZM121 191H123V192H121ZM187 191H189V192H187ZM101 192H103V194L105 196L101 197L100 196V195H102V194H100ZM91 193H93V194H91ZM121 193H123V194L124 193L125 194L126 193H131V194L135 193L134 195H136V197H134V196L132 198L128 197V198H126V201H125V199L123 198V194H121ZM189 193L192 194V195H190ZM48 195L51 196L53 199H50L51 197H48ZM94 195L95 196H98L99 201H100L99 202L100 205L97 202L98 201L97 200V197H95ZM87 196H89V198ZM142 196H144L145 198L142 197ZM38 197L40 198V200H39ZM44 197H45V199H44ZM140 197H141V199L144 200L143 202L141 201ZM152 197H154V196L152 195ZM35 198H37V199L35 200ZM104 198H106V199H104ZM150 198H151V196H150ZM43 199H44V201H43ZM89 199H91V200H89ZM93 199H94V203H93ZM200 199L202 200V202H201ZM45 200L50 201V203L47 202V201L45 202ZM131 200H133V201H131ZM51 201H53V202L51 203ZM109 201L111 203H109ZM95 202H97V204H98L97 207H96ZM180 202H182V200ZM29 203H30V205H33V203H37V204L40 203L39 204V206H40L39 208H41V211L38 210V208L32 209L30 211H27L26 210L27 209L26 205L28 204V206H30ZM45 203L46 204L49 203V205L48 204L46 205ZM105 203H106L107 206L104 207ZM161 203H158V204H161ZM50 204H52V207H51ZM94 204H95V206H94ZM165 204H167V205H165ZM195 204H197V205H195ZM123 205H124V207H123ZM89 206H91V207L89 208ZM93 206L95 207V210L93 209L94 208ZM206 206H207L208 209L206 208ZM109 207H110V209H109ZM158 207L159 208H162V209H158ZM16 208H18V209L20 208V209L18 210ZM44 208L45 209L47 208L46 211H42ZM48 208L50 210H52V211H50ZM142 208H143V210L147 209L148 212H146V213L143 214ZM90 209H93V210H90ZM104 209H106V210H104ZM33 210H35V211H33ZM87 210L88 211H94V212H91V214H93V215H91L89 212H87ZM118 210H120V212H118ZM114 211L117 212V214H115ZM135 211H136V213H135ZM19 212H20V214H19ZM24 212H26V213L28 212V214H25ZM31 212H32L33 215L31 214ZM96 212H97V214H96ZM99 212L102 213V214H100ZM45 213H47V214H45ZM159 213L161 215H159ZM134 214H135V216L133 217ZM141 214H142V216L145 215V214L146 215H149V216L152 215L151 217H149V218L152 219V221H151L152 223L150 221H148L149 223L147 222V224H146L143 221H141L142 220V217L140 216ZM166 214H167V217H166ZM224 214H227V215H224ZM44 215H46V216H44ZM121 215L124 217V221L122 220L123 218H122ZM228 215L229 216H232V217L229 218ZM37 216H39V217H37ZM42 216L45 217V218L43 217L44 220H43V218H41ZM162 216H164V217H162ZM178 216H179V219H178ZM180 216H182V217H180ZM47 217L48 218L49 217L50 218H54L55 217V219L48 220ZM127 217H128L129 220H130L129 217H131V218H135L136 217L134 220H137V218H138V220L140 219L137 222L135 221L136 223H139V225L140 224L142 225L144 223V224H146V226L149 224L148 226H150L151 228H157L159 230L158 231V233H159L158 239L155 242L153 241L152 243H150L148 245H142V244H140L138 242L132 244V247L133 248L135 247L134 250L136 251L134 253H131V254L128 253L125 256H124V253L123 254L122 253L121 254H119V253L118 254H113V253H111L109 251L110 248H108V249L105 248V247H107L106 245L108 244L105 241H109L110 239H112L111 238L112 237L111 234H114L113 233V230H110L111 231V233H110V231H106L105 232L104 230H101V229L104 228V226L105 225H108V224L109 225L110 224H113L114 226L115 225H119L121 227V225H123L122 223H127L125 221V219L127 220ZM152 217H154L155 219L152 218ZM176 217H177V219H176ZM13 218L14 219L16 218V219L15 220H11ZM38 218H40L41 220L38 219ZM46 218H47L48 221L46 220ZM100 218H101V220H98ZM113 218H116V219H113ZM157 218L160 219L159 220L160 222L159 221H156ZM174 218H175V220H174ZM226 218H227V220H226ZM8 219H10V222H9ZM56 219L59 220V221H57ZM102 219H103V221H102ZM120 219L123 222H119ZM180 219H181L182 222L179 221ZM228 219L230 220V223L231 224L228 223V221H229ZM53 220L55 222L57 221L56 222L57 224L55 222L53 224L50 223V222H53ZM104 220H107V221L105 222ZM129 220H127V221H129ZM161 220H164V222H162ZM5 221H7V223ZM41 221H43V222L47 221V222L42 223ZM73 221L76 222V223L74 224ZM144 221H146V218H145ZM226 221H227L228 224L226 223ZM35 222L36 221L34 219L33 223H35ZM156 222H158L160 225H158V223L155 224ZM165 222H166V224H164ZM221 222L224 223L225 225L222 224ZM240 222L241 221H239V223ZM257 222H259V219H257ZM173 223L175 225V229H176V227L178 228V226H180V227H186V225H187V227H186L187 230L189 232L192 231V232H190V235H191V238H192V241L191 242H193V243H192V246L190 245V248L188 246L189 249H186L187 250V254L188 255L191 254L189 256V259H186L185 256H187V255L183 254V250L179 249V248H181L180 247L181 245H180V242L177 241V237H176L177 235L175 234L176 232L174 231L175 230L174 229V225L173 226H170ZM181 223H182V225H181ZM232 223L234 224V226L232 225ZM44 224H45V226H44ZM58 224L61 225V226H59V230L57 228L58 227ZM8 225H10V226H8ZM56 225H57V227H56ZM231 225H232V227H231ZM100 226H102V227H100ZM124 226H125V224L122 227H124ZM261 226H262V224H261ZM110 227L112 228V225H110L107 228H110ZM159 227L161 228V230H160ZM193 227L195 229H193ZM237 227H238L239 230H237ZM45 228L46 229H49L48 232H45V231H47ZM54 228H55V230H54ZM168 228L169 229L172 228L171 229V233H170V230ZM26 229H30V227L29 228H26ZM16 230H18V232L20 233V235L18 234V232H16ZM50 231H51V233L54 232V233H52L53 234L52 235L53 237L50 236L51 235ZM56 231H57V233H55ZM102 231H104L103 233H105V235L106 234L107 235L105 236L103 233H100ZM95 232H97V233H95ZM107 232H109V236H108V233ZM166 232H169V233L167 234ZM33 233H34V235L40 236V235H38L40 233H38L37 231L36 232L33 231ZM22 234L25 237H27L28 239H25ZM172 234H173V236H172ZM174 234H175V236H174ZM166 235H167V237H166ZM17 236L19 238L21 237V240ZM97 236H98V238H97ZM10 237H11L12 240L10 239ZM12 237L13 238L15 237V238L13 239ZM46 237H47V239H46ZM56 237H58V238H56ZM93 237H96V238H93ZM99 237H101V239ZM108 237H109V240H107ZM161 237H163L162 238L163 240L161 239ZM8 238H9V241H7ZM16 238H17V241L18 242H21V243H18L16 241ZM22 238H24V239H22ZM34 238H35V240H34ZM54 238L56 240H54ZM120 239L121 238H115V236H114L113 239L110 240V241L112 243L116 242V244H117V243H121V241L123 242V240H120ZM48 240H52L51 244H50V241H48ZM45 241H47V242H45ZM53 241H55V242H53ZM5 242L6 243H9V244L7 245ZM22 242H24V243H22ZM102 242H103V244H102ZM42 243H44V244H42ZM47 243L50 245V247H47V246H49ZM135 244H137V246ZM40 245L41 246L42 245H44V246L46 245V247H41ZM4 247H5V249H3ZM10 247H12V249ZM8 248L11 249V250H7ZM21 248H23V249H21ZM101 248L102 249L104 248L103 249L104 250V253L102 252L103 250ZM24 249L26 251H24ZM27 250H28V252H27ZM167 250L170 251V252H168ZM100 251H101V253H100ZM17 252H19L20 254L17 253ZM5 253L6 254L9 253L10 255L9 254L8 255H5ZM262 253H263V255H262ZM2 254H3L4 257L2 256ZM83 254H84V256H83ZM37 255H38V252H37ZM39 255H38L37 258H40ZM69 255H70V257H69ZM102 255H103V257H102ZM121 255H123V256H121ZM130 255H134L135 257L134 256H130ZM9 256H11V257H9ZM81 256H82V260L78 261L81 258ZM112 256H113V258L115 260L112 258ZM116 256H117V258L118 257L119 258L117 259ZM84 257H86L87 260ZM101 257L102 258H105V259H102ZM125 257H127V259ZM97 258H99V259H97ZM47 259H49V260H47ZM64 259H65V261H64ZM83 259H85L86 261H84ZM91 259H92V261H91ZM120 259H122V261ZM128 259L131 260V261H129ZM46 260H47V262H46ZM169 260H170V262H169ZM73 261L75 263H73ZM14 262L16 263V261H14ZM41 262H42V264H45V263H43V261H41ZM139 262H141V263H139ZM142 262H144V263H142ZM11 264H13V263H11Z\"/></svg>","mask_w":264,"mask_h":264}]
</instances>
